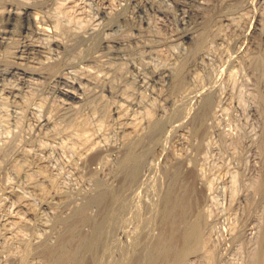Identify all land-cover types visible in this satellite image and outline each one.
<instances>
[{"label":"rangeland","instance_id":"374dc122","mask_svg":"<svg viewBox=\"0 0 264 264\" xmlns=\"http://www.w3.org/2000/svg\"><path fill=\"white\" fill-rule=\"evenodd\" d=\"M0 10V264H264V0Z\"/></svg>","mask_w":264,"mask_h":264},{"label":"bare ground","instance_id":"6f19581e","mask_svg":"<svg viewBox=\"0 0 264 264\" xmlns=\"http://www.w3.org/2000/svg\"><path fill=\"white\" fill-rule=\"evenodd\" d=\"M175 2H176V1H175ZM6 3H7V2H6ZM12 3H13V2H10L9 4L11 5ZM15 4H16V3H15ZM27 4H28V3H27ZM27 4H26L25 6L22 7V11H27V10H29V9L32 7V5L30 6V5H27ZM31 4H32V3H31ZM76 4H77V3H76ZM11 6H12V5H11ZM15 7H16V6H15ZM212 7H213V6H212ZM7 8H8V7H7ZM136 8H137V7H136ZM2 10H3V9H2ZM0 11H1V10H0ZM3 11H4V10H3ZM12 11H13V10L11 9V7H10V10L7 9V12H10V13H11ZM64 11H65V10H64ZM134 11H135V10H134ZM13 12H14V11H13ZM27 12H28V11H27ZM144 12H145V11H144ZM47 16H48V15H47ZM58 21H59V20H58ZM110 25H111V24H110ZM118 25H119V24H118ZM92 33H93V31H92ZM95 33H96V32H95ZM45 34H46V33H45ZM87 40H88V39H87ZM92 40H93V38H92ZM91 42H92V41H91ZM88 43H89V42H88ZM75 44H76V43H75ZM25 47H26V46H25ZM34 48H35V47H34ZM34 48H33V49H34ZM22 49H23V48H22ZM22 49H21V50H22ZM24 49L26 50V48H24ZM27 49H28V48H27ZM43 49H44V48H43ZM36 50H37V49H36ZM66 50H67V49H66ZM30 51H31V50H30ZM33 51H34V50H33ZM19 52H20L21 55H22L23 52H22V51H19ZM24 52H25V51H24ZM26 52H27V51H26ZM120 53H121V52H120ZM18 55H20V54H18ZM18 55H17V56H18ZM26 55H27V54H24V57H25ZM19 57H20V56H19ZM27 57H28V56H27ZM21 58H23V56H22ZM21 58H20V59H21ZM20 59H19V60H20ZM25 59L27 60L26 57H25ZM19 60H17V62H18ZM21 60H22V59H21ZM23 61H24V60H23ZM28 62H29V61H28ZM254 62H255V61H254ZM260 62H261V59L258 57L257 60H256V62H255V64H256V68H257V66H260ZM19 63H20V62H18V63H14V64L10 65L11 70H15L16 72H17V70H18V72H21V74L23 73V74H27V75H28V74H36V75H41V76H43V75L46 73V71H43V70H40V71H39V70H36V69H34V68L29 69L28 67H24L23 65H20ZM26 63H27V62H26ZM55 66H56V65H55ZM31 67H32V66H31ZM35 67H36V66H35ZM8 68H9V67H8ZM8 68H7V69H8ZM10 68H9V69H10ZM258 68H259V67H258ZM7 69H6V70H7ZM9 69H8V70H9ZM8 70H7V71H8ZM7 71H6V72H7ZM15 71H14V72H15ZM52 72H53V71H52ZM8 73H9V72H8ZM11 73H12V72H11ZM6 74H7V73H6ZM9 74H10V73H9ZM13 74H15V73H13ZM16 74H17V73H16ZM21 74H19V75H21ZM23 74H22V76H23ZM11 76H12V75H11ZM13 76H15V75H13ZM25 76H26V75H25ZM31 76H35V75H31ZM31 76H28V77H31ZM44 76H45V75H44ZM57 76H58V75H57ZM19 77H20V76H19ZM28 77H26V78H28ZM38 77H39V76H38ZM24 78H25V77H24ZM26 78H25V79H26ZM31 78H32V77H31ZM31 78H29V79H31ZM39 78H41V77H39ZM59 78H60V77H59ZM59 78H58V79H59ZM19 79H20V78H19ZM25 79H24V80H25ZM54 79H57V77H55ZM21 80H22V78H21ZM67 83H68V82H67ZM66 85H67V84H66ZM68 87H69V86H68ZM65 88H66V87H65ZM56 89H57V88H56ZM85 91H86V90H85ZM61 92H63V93L65 94V96H66V95H69V97L75 95V94H73L71 91H69V89H68V90H66V89H65V90H62ZM75 97H76V96H75ZM78 97H79V96H78ZM66 98H67V97H66ZM71 98H72V97H71ZM75 99H76V98H75ZM121 117H122V116H121ZM130 151H131V150H130ZM135 168H136V167H135ZM131 179H132V178H131ZM186 200H187V197H186ZM180 203H182V202H180ZM186 203L188 204L189 202H186ZM171 204H172V202H171ZM184 205H186V204H184ZM177 206H178V205H177ZM189 207H190V206H189ZM177 208H178V207H177ZM183 208H184V206H183ZM185 209H186V208H184V211H183L182 208L176 209L175 218H176V217L179 218V217L182 215V212H183V215H182V217H183V216H184V212H186ZM173 210H174V208H173ZM187 210H188V209H187ZM172 213H173V212H172ZM182 217H181V218H182ZM172 218H173V216H172ZM183 218H185V217H183ZM173 220H174V218H173ZM170 222H171V221H170ZM172 222H173V221H172ZM165 235H166V234H165ZM187 235H188V234H187ZM187 235L184 234V235H183V236H184L183 238H186ZM163 236H164V235H163ZM170 236H172V235H170ZM173 236H174V235H173ZM173 236H172V237H173ZM162 238H163V237H162ZM166 238H167V237H166ZM168 238H170V237L168 236ZM168 238H167V239H168ZM173 238H174V237H173ZM173 238H172V239L170 238V239H168V240L165 239V240H163V241L161 240L162 243H161V244L159 243V244H160V245H159V246H160V248H159L160 250H159V251H161V248L163 249V247L166 248V246H167L168 244L170 245V248H171V249H173L174 247H176V245H177L176 243H177V242H176V240H174ZM169 245H168V246H169ZM168 248H169V247H168ZM168 248H167V250H168ZM157 249H158V248H157ZM167 250L163 249V251H165V252H167ZM157 251H158V250H157ZM171 251H172V250H171ZM161 252H162V251H161ZM161 252H160V254L162 255L163 252H162V253H161ZM174 252H175V251H174ZM167 253H168V252H167ZM167 253H166V254H167ZM166 254H165V255H166ZM165 255H164V256H165ZM263 258H264V257H263Z\"/></svg>","mask_w":264,"mask_h":264}]
</instances>
